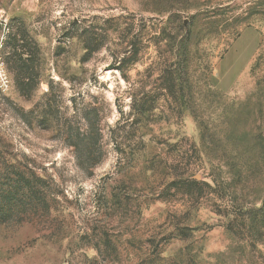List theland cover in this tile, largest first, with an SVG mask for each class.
I'll return each mask as SVG.
<instances>
[{
  "label": "rangeland",
  "instance_id": "374dc122",
  "mask_svg": "<svg viewBox=\"0 0 264 264\" xmlns=\"http://www.w3.org/2000/svg\"><path fill=\"white\" fill-rule=\"evenodd\" d=\"M0 264H264V0H0Z\"/></svg>",
  "mask_w": 264,
  "mask_h": 264
},
{
  "label": "trees",
  "instance_id": "16d2710c",
  "mask_svg": "<svg viewBox=\"0 0 264 264\" xmlns=\"http://www.w3.org/2000/svg\"><path fill=\"white\" fill-rule=\"evenodd\" d=\"M98 50H99L98 46H86L85 47V51H86L85 58L86 59L84 61L89 60V58L94 53H96ZM28 53H29V51L26 50V51L22 52V55H24V54L29 55ZM138 53L139 52L137 51L136 55H138ZM22 55H21V57H23ZM129 66H130L129 62H127L126 60H122L118 65H115L111 69L123 72V69L125 67H129ZM178 67H179L177 69L178 71L177 70L173 71V75L171 76V79L166 78L163 75L160 76V84H159V86L157 87V90H156V91H158V93L161 94V92L162 93L163 92H174L175 90H178V87H179L178 86V80H179L178 75H180V76L182 75V77H183V74H184V76L188 75L189 74V65L188 64H179ZM23 70L25 72H27V73L30 72V69H28V68H23ZM163 73L164 72H162V74ZM29 84H30V81L27 82L26 79L23 80L22 86H21V90H25L26 86L28 88ZM136 106L137 107L139 106L137 101L135 102V107ZM149 108H153V106L150 105ZM256 167H257V163H255L254 165H250V168H252V169H255ZM179 184L176 183V185H177L176 187L178 189H180ZM187 186H190V187L194 186L195 190L192 189V195H196V196H197V194L202 196L204 189H206L207 193H211V192L213 193V192H217V190L221 187L219 182L216 179H213L212 182H208V181H205V180L199 181L197 179H191L189 184H185V183L181 184L182 188L187 187Z\"/></svg>",
  "mask_w": 264,
  "mask_h": 264
},
{
  "label": "built area",
  "instance_id": "2783aa9c",
  "mask_svg": "<svg viewBox=\"0 0 264 264\" xmlns=\"http://www.w3.org/2000/svg\"><path fill=\"white\" fill-rule=\"evenodd\" d=\"M3 83L5 86H7V84H8V80L4 76H3Z\"/></svg>",
  "mask_w": 264,
  "mask_h": 264
}]
</instances>
